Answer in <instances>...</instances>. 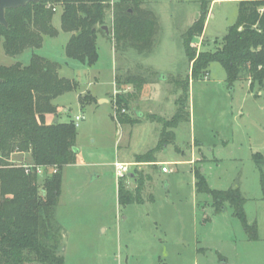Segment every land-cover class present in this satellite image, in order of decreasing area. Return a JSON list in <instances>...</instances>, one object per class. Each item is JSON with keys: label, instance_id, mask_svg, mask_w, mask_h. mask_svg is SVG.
<instances>
[{"label": "rangeland", "instance_id": "1", "mask_svg": "<svg viewBox=\"0 0 264 264\" xmlns=\"http://www.w3.org/2000/svg\"><path fill=\"white\" fill-rule=\"evenodd\" d=\"M149 1L146 6L159 18L161 29L156 46L147 55L133 50L119 52L107 34L101 33L96 65L88 67L69 59L65 48L71 34L61 29L60 5H55L52 21L59 35L45 37L43 47L35 51L61 65L60 77L79 84L78 89L54 101L58 111L48 115V125L55 119L69 123L77 116L85 117L76 126L77 162L62 171L57 219L63 227L64 264H264V200L253 158L256 153L264 157V90L259 85L251 89L250 81L243 79L228 86L225 69L213 62L207 78L190 84L191 122L182 123L176 130L180 148L164 145L159 135L162 126L149 120L129 134L127 126L113 119L118 93L128 98V107L121 111L128 117L134 116L133 109L146 117L149 111L169 115L180 97L171 78L187 79L191 73L182 35L196 22L201 3L209 4L208 22L204 38H196L192 47L198 52H213L237 21L239 2L244 0ZM105 23L111 31V10ZM32 54L30 49L10 57L0 40V66L27 65ZM117 75L144 80L143 89L124 86L107 96L109 102L104 106L94 102L82 107V97L97 99L114 92ZM177 108L176 103L174 114ZM193 140L203 143L207 160L202 158L190 166L205 169L214 190L241 189L249 223H257V241L248 240L229 204L218 210L209 196L198 195L192 169L176 162L191 158ZM133 151H141L140 155L153 151L154 160L139 163L135 156L131 162L137 174H148L150 180L145 177L146 204L124 206L118 201L120 180L116 179L114 163ZM201 153L197 152L198 158ZM12 159L16 166L29 161L25 154ZM162 166L171 172L163 174ZM46 177H38L40 189ZM124 181L127 190H136L135 181L126 177Z\"/></svg>", "mask_w": 264, "mask_h": 264}, {"label": "trees", "instance_id": "2", "mask_svg": "<svg viewBox=\"0 0 264 264\" xmlns=\"http://www.w3.org/2000/svg\"><path fill=\"white\" fill-rule=\"evenodd\" d=\"M113 3V4H112ZM237 21L229 27L222 45L213 52L197 51L192 43L205 31L209 14L208 3H201L196 22L183 33L184 52L191 63L187 79L171 78L180 97L177 111L167 120L157 115L147 116L162 125L161 142L174 140V130L190 121L189 93L191 82L209 76V67L218 62L225 69L228 86L239 80H249L264 90V0L239 2ZM55 5L63 8L61 29L71 34L65 53L69 59L88 67L98 63V35L107 23V12L112 11L110 39L119 52L151 53L157 44L161 25L157 15L146 6L145 0H42L16 10H8V28L0 25V40L6 55L17 57L27 50L33 54L27 65L15 63L0 66V264H64L62 256L63 227L57 211L62 194V171L77 162L78 136L74 122L46 123L48 114L58 111L54 101L67 92L78 89L74 80L59 75L61 65L38 55L45 37L55 38L59 31L52 25ZM144 80L116 76L115 86L143 89ZM82 107L96 102L95 97H82ZM117 114L121 124H135L136 120L122 114L128 98L116 95ZM28 155L29 161L14 165L13 156ZM259 171L264 200V157L253 155ZM139 163L154 160V153L137 155ZM25 166L56 168L47 176L40 189L35 172L29 174ZM145 176L136 177V190H127L124 179L118 183V201L129 206L144 204ZM197 194L209 196L222 210L229 204L242 223L248 240L259 239L257 223H249L245 213L247 200L240 188L214 190L201 169L195 170Z\"/></svg>", "mask_w": 264, "mask_h": 264}, {"label": "crops", "instance_id": "3", "mask_svg": "<svg viewBox=\"0 0 264 264\" xmlns=\"http://www.w3.org/2000/svg\"><path fill=\"white\" fill-rule=\"evenodd\" d=\"M146 1V3L147 2H150L149 0H145ZM159 19V18H158ZM208 20V19H207ZM208 22V21H207ZM100 36V34L98 35V37ZM107 37H110V35L108 36L107 35ZM202 37H203V35H202ZM204 38V37H203ZM97 50H98V38H97ZM98 56H99V54H98ZM100 57V56H99ZM117 90V88L115 87V90H114V92H112V93H107V94H103V95H101V97H99V98H97L96 99V102L99 104V105H102V106H104L105 104L104 103H108L109 102V100L106 98L107 96H110L111 94H114L115 93V91ZM189 101V100H188ZM143 103V102H142ZM174 103V102H173ZM97 104V105H98ZM175 104V107H172L170 110V113H169V115H165V116H163V115H159V114H157V113H150V111H149V115H157V116H159V117H162L163 119H165V118H167L168 116H171L172 114H174V109L176 108V103H174ZM134 111H133V115L134 116H132V117H130L129 116V119H131V121L132 120H136L137 121V123H135V124H126L125 126H127L128 128H129V134H132V130H133V128L135 127V126H137V125H141V124H146V122H149V121H151L154 125L156 124V125H159V126H162L161 124H159V123H157V122H153L152 120H147L146 118V115L141 111V110H138V109H133ZM189 112H190V107H189ZM49 115V114H48ZM46 116V123L48 124V117L49 116ZM113 117H115L114 115H113ZM190 118H191V113H190ZM189 118V119H190ZM145 120V121H144ZM147 120V121H146ZM57 121V119H55V122ZM189 122H191V119H190V121ZM180 127V126H179ZM178 127V128H179ZM177 128V129H178ZM177 129H175L174 130V136H175V138H174V140H169V142H168V145L169 146H171V145H174V146H177V147H179L178 145H176V143H177V136H176V130ZM159 135H161V129H160V132H159ZM128 137V136H127ZM128 139L130 140V138L128 137ZM197 143V146H194V144H196ZM191 152H192V156H191V158L189 159V160H186V161H176L178 164H183V163H186V164H188L189 166L191 165V164H195V162H199V161H201L202 160V158H206V155L204 154V152H202V147H203V143H201L200 141L198 142L197 140H193L191 143ZM177 147L175 148V150H177ZM180 148V147H179ZM141 152V151H140ZM140 152H131V153H129V155H127L126 156V158H123V160H117V161H119V162H122V163H125V164H127L128 163V165H129V169L131 170V172H130V174L126 177L127 179H129V180H131V181H135V183H136V177L137 176H139V175H143V176H145L144 175V173L142 172V173H136V171L134 170V169H132L134 166V164L132 163V165H131V162L133 161V159L135 158V156H137V155H140L141 153ZM197 152H202L201 154V157H197ZM206 160H207V158H206ZM117 161L115 162V163H117ZM114 163V164H115ZM135 164H137V163H135ZM163 164H168L167 162H163ZM170 165V164H169ZM133 166V167H132ZM163 167V166H162ZM161 167V168H162ZM160 168V170H162ZM190 168L192 169V172H193V175H194V183H195V167L194 166H190ZM169 169V168H168ZM163 172V171H162ZM171 172V169H169V171L167 172V173H164L163 172V174H165V175H167L168 173H170ZM202 172L204 173V175H205V169H202ZM115 176H116V174H115ZM206 176V175H205ZM147 179H149L150 180V176L147 174V176H145ZM207 179V178H206ZM207 181H208V179H207ZM208 184H209V181H208ZM212 188V187H211ZM241 190V189H240ZM242 192V191H241ZM60 202V201H59ZM146 204V201L144 202V204H141V205H145ZM140 205V204H139Z\"/></svg>", "mask_w": 264, "mask_h": 264}, {"label": "built area", "instance_id": "4", "mask_svg": "<svg viewBox=\"0 0 264 264\" xmlns=\"http://www.w3.org/2000/svg\"><path fill=\"white\" fill-rule=\"evenodd\" d=\"M84 119H85L84 116H77L75 117V120H73V122L76 126H78V123ZM129 168H130L129 165L117 161V163L114 164V171L116 174V179L121 180L127 177L131 172ZM161 169L164 173H167L169 171L167 167H162ZM25 171L27 174L31 172H35L38 177L48 176V174L53 175L58 172L56 168H46L42 166H39V167L25 166Z\"/></svg>", "mask_w": 264, "mask_h": 264}, {"label": "water", "instance_id": "5", "mask_svg": "<svg viewBox=\"0 0 264 264\" xmlns=\"http://www.w3.org/2000/svg\"><path fill=\"white\" fill-rule=\"evenodd\" d=\"M42 0H0V25L8 28L9 24L6 18L8 10H16L26 7L28 4H39ZM102 29L109 36L110 31L108 26H103Z\"/></svg>", "mask_w": 264, "mask_h": 264}]
</instances>
